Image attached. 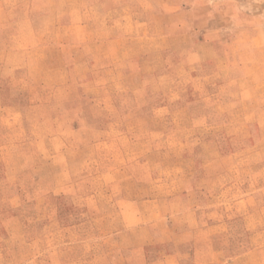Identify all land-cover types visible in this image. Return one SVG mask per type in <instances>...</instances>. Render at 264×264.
Returning <instances> with one entry per match:
<instances>
[{
  "label": "rangeland",
  "instance_id": "374dc122",
  "mask_svg": "<svg viewBox=\"0 0 264 264\" xmlns=\"http://www.w3.org/2000/svg\"><path fill=\"white\" fill-rule=\"evenodd\" d=\"M0 264H264V0H0Z\"/></svg>",
  "mask_w": 264,
  "mask_h": 264
},
{
  "label": "crops",
  "instance_id": "0c3cea01",
  "mask_svg": "<svg viewBox=\"0 0 264 264\" xmlns=\"http://www.w3.org/2000/svg\"><path fill=\"white\" fill-rule=\"evenodd\" d=\"M237 6H239V5H237ZM223 10H226V9H223ZM227 11H228V9H227ZM75 25L77 26L78 24L76 23Z\"/></svg>",
  "mask_w": 264,
  "mask_h": 264
}]
</instances>
